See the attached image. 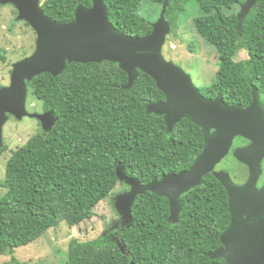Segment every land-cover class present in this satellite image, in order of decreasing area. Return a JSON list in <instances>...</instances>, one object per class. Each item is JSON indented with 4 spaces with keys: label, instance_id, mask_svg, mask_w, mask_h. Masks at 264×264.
<instances>
[{
    "label": "trees",
    "instance_id": "trees-1",
    "mask_svg": "<svg viewBox=\"0 0 264 264\" xmlns=\"http://www.w3.org/2000/svg\"><path fill=\"white\" fill-rule=\"evenodd\" d=\"M92 1L40 3L46 16L65 24L74 20L78 6L91 8ZM143 1L166 5L170 35L188 3L197 6L199 16L192 25L218 55L213 82L198 88L204 98L220 94L228 106L247 107L255 87L264 106V0L241 22L237 7L245 0H103L111 25L134 37L152 30L137 14ZM241 51L247 58L236 61ZM127 82L116 63L104 61L71 63L56 77L43 73L27 83L41 110L54 112L56 123L48 133L40 131L11 151L6 163L0 181V257L11 260L5 264H25L13 257L14 251L61 222L77 227L94 217L105 199L114 205L117 168L146 185L188 170L200 155L204 143L197 126L182 119L168 133L162 116L146 112L148 104L164 101L154 81L137 71L129 90L124 89ZM236 140V146L248 144ZM180 200L183 210L179 222L172 224L167 199L150 192L137 196L129 229L119 216L94 240H70L66 264H225L207 256L221 247L220 236L230 223L221 184L209 173Z\"/></svg>",
    "mask_w": 264,
    "mask_h": 264
},
{
    "label": "water",
    "instance_id": "water-1",
    "mask_svg": "<svg viewBox=\"0 0 264 264\" xmlns=\"http://www.w3.org/2000/svg\"><path fill=\"white\" fill-rule=\"evenodd\" d=\"M259 1L245 0L240 4L237 20L243 21ZM7 4L15 7L17 21L25 22L34 31L36 42L34 52L13 65L10 84L0 88V148L8 115L17 120L24 117L37 120L43 133L51 131L56 123L53 111L38 114L26 110L27 83L34 77L43 73L56 77L71 63L107 61L116 63L126 73L128 82L124 89L129 90L140 71L164 95V101L148 104L146 112L162 116L168 133L182 119L188 120L201 130L204 145L188 170L165 175L146 185L129 178L123 167L117 168L118 182L128 186L127 191L114 198L122 226L130 228L132 205L145 192L167 199L168 221L178 223L183 210L180 198L201 186L203 178L211 173L227 194L230 223L220 236L221 247L207 256L221 258L225 264H264V184L257 185L263 172L264 106L258 90L252 88L247 107L228 106L220 94L214 99L204 98L191 75L162 55L171 30L164 16L166 5L151 25V33L134 37L111 25L103 0H93L91 8L78 6L74 20L65 24L46 16L40 0H0V5ZM236 138L248 141L247 145L232 150L235 160L247 167L248 177L243 184L234 183L227 172L215 169Z\"/></svg>",
    "mask_w": 264,
    "mask_h": 264
},
{
    "label": "rangeland",
    "instance_id": "rangeland-1",
    "mask_svg": "<svg viewBox=\"0 0 264 264\" xmlns=\"http://www.w3.org/2000/svg\"><path fill=\"white\" fill-rule=\"evenodd\" d=\"M43 1L41 0V3ZM237 10L239 11V7ZM160 12L161 7L150 1H143L137 10V14L150 25L157 21ZM198 16L197 6L189 2L179 16L178 26L171 35L170 33L167 35L162 55L165 60L173 62L191 75L197 88H205L214 80L218 69V55L214 46L202 40L195 32L192 20ZM16 18L17 11L13 5H0V56L4 58V60L0 58V88L9 84L12 65L23 57L30 56L35 50L34 31L25 22L17 21ZM246 58V53L241 51L235 60L241 61ZM26 109L29 113H42L41 104L30 94H27ZM40 131H42L40 124L31 118H25L21 122L10 120L3 125L2 147H8L9 151L0 155V181L4 179L6 163L11 151L23 146L30 137ZM237 141L236 139L233 141L230 152L215 169L227 172L234 183L243 184L248 177L247 167L237 162L232 155L233 149L244 146H236ZM261 165L263 169V161ZM125 191L127 190L124 184L118 183L113 190V197ZM3 194L4 190L0 188V196ZM118 218L119 215L111 199H105L96 206L94 217L90 220L73 228L61 222L33 243L16 249L13 257L25 264H66V251L70 240L75 239L79 242L94 240L105 231L106 226H110ZM10 260V256L0 257V264L8 263Z\"/></svg>",
    "mask_w": 264,
    "mask_h": 264
},
{
    "label": "flooded vegetation",
    "instance_id": "flooded-vegetation-1",
    "mask_svg": "<svg viewBox=\"0 0 264 264\" xmlns=\"http://www.w3.org/2000/svg\"><path fill=\"white\" fill-rule=\"evenodd\" d=\"M27 57V56H26ZM26 57H23V59L24 58H26ZM29 57V56H28ZM22 60V59H21ZM20 61V60H19ZM18 62V61H17ZM13 66V65H12ZM12 72V71H11ZM9 84H10V81H9ZM8 84V85H9ZM7 85V86H8ZM1 87V86H0ZM28 87V86H27ZM28 94H30L29 93V89H28ZM261 96V95H260ZM26 103H27V99H26ZM27 110V109H26ZM42 113H43V111H41ZM25 118H27V117H24V118H22L21 120H17L14 116H11V115H8L7 116V121L5 122V124L8 122V121H10V120H12V121H17V122H21L22 120H24ZM27 119H30V118H27ZM33 120H35V119H33ZM37 121V120H36ZM38 122V121H37ZM39 123V122H38ZM40 124V123H39ZM5 151H9V149H8V147H6V146H3L1 149H0V155H2V154H4V152ZM263 166H264V159H263ZM264 184V168H263V174H262V176L260 177V179H259V182H258V187H261L262 185Z\"/></svg>",
    "mask_w": 264,
    "mask_h": 264
}]
</instances>
